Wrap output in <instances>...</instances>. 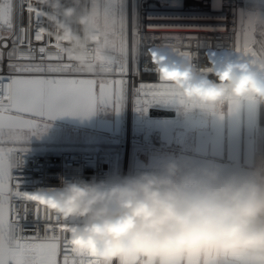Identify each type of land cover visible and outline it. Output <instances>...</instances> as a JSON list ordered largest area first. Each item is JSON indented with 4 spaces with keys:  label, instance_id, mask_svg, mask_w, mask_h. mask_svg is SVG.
<instances>
[{
    "label": "clouds",
    "instance_id": "clouds-1",
    "mask_svg": "<svg viewBox=\"0 0 264 264\" xmlns=\"http://www.w3.org/2000/svg\"><path fill=\"white\" fill-rule=\"evenodd\" d=\"M32 4L51 25L43 31L55 49L88 70L85 53L98 34L83 0ZM170 51L148 55L182 115L223 121L264 107V57L212 50L197 66L192 54ZM20 195L59 216L60 231L95 264H264V154L243 169L168 155L133 174L61 178L55 189Z\"/></svg>",
    "mask_w": 264,
    "mask_h": 264
},
{
    "label": "snow or ice",
    "instance_id": "snow-or-ice-1",
    "mask_svg": "<svg viewBox=\"0 0 264 264\" xmlns=\"http://www.w3.org/2000/svg\"><path fill=\"white\" fill-rule=\"evenodd\" d=\"M32 7L31 0H0V264H95L69 243L67 234L60 231L59 216L21 197L11 170L23 163L30 137L47 131V119L90 117L98 106L122 111L129 98L127 77L130 72L140 74L138 62L153 50L146 43L151 38L140 31L144 25L138 0H90L85 8L96 21L98 38L85 53L89 65L85 70L55 49L43 31L51 25L29 11ZM256 15L239 13L236 53L264 57V15ZM198 27L215 30L222 25ZM165 39L199 41L194 37ZM164 47L178 50L174 44ZM202 47L210 46L198 42L197 49ZM184 52L194 57L198 53ZM144 72L155 74L151 68ZM166 89L159 80L138 86L131 83L136 110L147 112L152 105L170 104ZM26 230L32 234L26 235Z\"/></svg>",
    "mask_w": 264,
    "mask_h": 264
},
{
    "label": "built area",
    "instance_id": "built-area-1",
    "mask_svg": "<svg viewBox=\"0 0 264 264\" xmlns=\"http://www.w3.org/2000/svg\"><path fill=\"white\" fill-rule=\"evenodd\" d=\"M253 1L255 0H138L141 24L144 25L140 31L151 38L146 43L153 49L164 52L171 50L164 45L174 44L180 52H198L194 62L197 66H203L208 64L206 53L212 50L236 53L234 46L239 35V13L258 12L248 8ZM65 2L71 3V0ZM174 2V6H169ZM89 3L90 0H83L84 6ZM149 15H153L151 20L148 19ZM44 20L46 21L45 18ZM148 23L164 26L148 28ZM199 25L222 27L212 30L198 27ZM130 35L129 32V37ZM166 37H194L199 38V41L182 39L177 42L167 40ZM52 41L54 44V39ZM198 42H207L210 47L197 49ZM6 63L5 59V65ZM138 68L139 75L133 76L130 72L127 77L129 98L121 111L118 129L109 134L108 144L87 145L78 150H64L39 144L28 149L22 155L23 163L11 170L12 176L19 183L20 191L55 189L60 186L61 178L70 182L133 174L155 166L162 157L181 154L186 150L187 136L192 130L205 126V117L184 116L170 104H155L147 112L137 111L131 96V83L138 86L141 82H158L155 74L144 72V69H153L148 52L143 54ZM168 112L173 115H167ZM25 234L32 233L26 230Z\"/></svg>",
    "mask_w": 264,
    "mask_h": 264
},
{
    "label": "crops",
    "instance_id": "crops-1",
    "mask_svg": "<svg viewBox=\"0 0 264 264\" xmlns=\"http://www.w3.org/2000/svg\"><path fill=\"white\" fill-rule=\"evenodd\" d=\"M264 6V0H261ZM264 15V7L261 10ZM116 79V78H113ZM246 106L235 118L216 121L205 118L206 124L190 132L185 141L186 150L181 153L208 158L225 167L247 168L256 155L264 154V107ZM121 121L119 113L98 106L90 117L72 115L47 119V131L41 136H31L26 146L35 148L48 144L64 150H78L87 145H106L109 134L115 132Z\"/></svg>",
    "mask_w": 264,
    "mask_h": 264
},
{
    "label": "rangeland",
    "instance_id": "rangeland-1",
    "mask_svg": "<svg viewBox=\"0 0 264 264\" xmlns=\"http://www.w3.org/2000/svg\"><path fill=\"white\" fill-rule=\"evenodd\" d=\"M129 2L131 3V0H129ZM263 4L261 3V0H255L253 2H251L249 5H248V8L252 9V10H256L258 11L259 14H263V11H261L263 9ZM140 12V11H139ZM164 52H169V54L171 55V51L170 50H165ZM110 79H113L115 78L114 76L112 77H109Z\"/></svg>",
    "mask_w": 264,
    "mask_h": 264
},
{
    "label": "trees",
    "instance_id": "trees-1",
    "mask_svg": "<svg viewBox=\"0 0 264 264\" xmlns=\"http://www.w3.org/2000/svg\"><path fill=\"white\" fill-rule=\"evenodd\" d=\"M263 112V107H260L259 109V115Z\"/></svg>",
    "mask_w": 264,
    "mask_h": 264
},
{
    "label": "water",
    "instance_id": "water-1",
    "mask_svg": "<svg viewBox=\"0 0 264 264\" xmlns=\"http://www.w3.org/2000/svg\"><path fill=\"white\" fill-rule=\"evenodd\" d=\"M167 115H170L171 116V115H173V113L172 112H168Z\"/></svg>",
    "mask_w": 264,
    "mask_h": 264
}]
</instances>
